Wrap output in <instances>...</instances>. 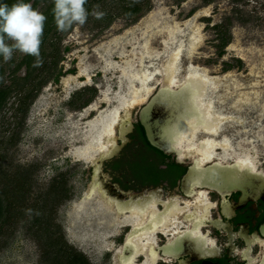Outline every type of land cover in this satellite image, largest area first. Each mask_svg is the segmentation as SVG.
<instances>
[{
    "label": "rangeland",
    "instance_id": "374dc122",
    "mask_svg": "<svg viewBox=\"0 0 264 264\" xmlns=\"http://www.w3.org/2000/svg\"><path fill=\"white\" fill-rule=\"evenodd\" d=\"M33 4L31 0L8 18L0 17V27L14 24L5 31L7 40H0L4 72L0 90H11L0 110V195L11 209L26 214L15 217V226L0 222V264H67L63 253L67 248L87 264H120L122 229L108 236V231L96 232L86 222L105 201L99 194L87 199L90 184L85 169L91 161L80 151H85L98 115L117 107L123 95V71H138L151 63L161 67L181 40L189 50L181 77L191 63L219 78L221 103L240 118L230 124L234 135L251 137H242L238 145L253 151L264 172V0H90L87 8L72 11L60 22L45 49H37L31 80L34 85L47 83L26 102L31 88L24 84L28 68L15 74L13 70L32 43L25 30L36 36L41 29L38 18L48 2L30 11ZM131 6L142 10L129 17L126 9ZM191 37L198 39L193 45ZM14 45L16 49L10 48ZM71 69H76L74 75L55 83V77ZM37 89L33 88L34 94ZM192 93L188 88L164 95V102L177 112L178 124L184 117L199 115ZM93 94L96 110L84 113L87 106L82 104ZM70 96L72 106L66 102ZM230 100L234 102L229 104ZM246 123L248 133L241 130ZM82 203L86 206L78 211ZM36 218L41 223L30 221ZM78 222L81 229L74 224Z\"/></svg>",
    "mask_w": 264,
    "mask_h": 264
},
{
    "label": "flooded vegetation",
    "instance_id": "af4514ba",
    "mask_svg": "<svg viewBox=\"0 0 264 264\" xmlns=\"http://www.w3.org/2000/svg\"><path fill=\"white\" fill-rule=\"evenodd\" d=\"M3 27H0V30ZM3 37L6 35H0V40L6 41L7 37L6 40L2 39ZM75 72L76 69H71L67 74L62 73L55 83L61 84L62 78L68 74L74 75ZM125 76L128 79V75ZM125 76L126 86L123 84L122 87L126 88L122 89L123 94L131 88L126 84ZM26 77L24 78L25 85ZM87 87L92 89L89 85ZM127 87L129 88L127 89ZM132 88L134 89V87ZM73 95L74 99L78 96L76 93ZM94 96L95 94L83 102L82 107L87 106L84 113L95 112L94 99H92ZM79 99L82 100L81 97ZM66 102L69 106L74 105L73 96H70ZM144 105L139 107L137 115L133 114V110L140 105L131 108L128 114L123 113V117L118 120L113 130L105 135L104 143L107 148L102 153H97V156H100V154L107 153L116 147H121L116 156L102 164L103 178L105 183L112 188V192H109V195L99 194V199L105 201V207L108 202L117 204L119 200L120 205L127 208L125 213L120 212V215L113 210V217L110 221L112 225L120 221L122 229L120 230V264H126L125 262L134 254L130 248L131 239L140 234H146L149 230H145V228L150 229L153 225L150 220L140 227L123 224L124 219L132 214L129 208L152 203L157 207V217H160V220L173 207L179 208L180 211L181 208L186 210L183 214L179 212L178 224L181 225L180 228L172 227L173 229L170 230L165 229L167 231L159 230L155 236V243L149 245L150 251L147 254H139L135 264H148V261L149 264H264V235L261 233V227L264 224V194L260 198L250 199L243 203V193L240 191L221 194L208 187H200L198 182L190 186L187 194L184 193L182 190L183 180L191 168L202 166L197 159L201 156L199 153H195L194 149L179 148L176 144L174 150L169 154L152 147L148 141L146 130L140 123L139 115ZM233 130L234 128L229 125L220 136L214 137V139L220 141L221 136L234 137L232 147L228 150L229 153L233 152L234 154L236 151H240L239 140L242 137L247 139L251 137H246L245 133L234 135ZM241 130L248 133L247 123ZM205 137H198L202 141L196 140L194 148L199 149L198 144L201 145L204 141L200 138ZM257 139L260 141L259 138ZM183 149L184 152L180 151ZM242 150L249 151L250 156L253 155V151L249 148ZM216 152L217 154L223 153L224 147H216ZM237 160L236 158H232L230 161L221 160L216 156L203 166L214 163L229 167L231 165L239 166ZM256 163L258 168L255 171L252 169L253 171L250 172L264 174L259 170L258 160ZM242 170L245 171L244 168ZM85 173L89 177L88 184L91 185L94 179L93 161L89 162ZM200 192L207 194L206 202L209 209L198 207L195 200ZM189 202L192 205L190 209H187ZM200 205L202 206V204ZM97 224H95L96 227H98ZM134 231L133 237H129ZM125 245L128 246L126 252L124 251ZM178 251L180 255L177 257Z\"/></svg>",
    "mask_w": 264,
    "mask_h": 264
},
{
    "label": "bare ground",
    "instance_id": "6f19581e",
    "mask_svg": "<svg viewBox=\"0 0 264 264\" xmlns=\"http://www.w3.org/2000/svg\"><path fill=\"white\" fill-rule=\"evenodd\" d=\"M174 30L172 34H175ZM191 45L196 43L194 38H189ZM179 41V39H177ZM148 45L144 46V50H147ZM191 52V50H190ZM186 54L189 55L188 43L183 41L178 42V48L172 49V52L168 59H166L161 67H156L152 63L148 65H143L140 70H132L129 73L124 71V76L128 75V79L126 77L127 85L130 88L125 94L120 96V101H118L117 107L108 111H102L100 115H98L97 119L90 126V133L88 140L86 141V149L85 151L82 149L80 154L86 156L88 160H93L97 154L102 153L107 145L104 143L105 135L108 132L113 130L115 124L120 120L124 114H128L131 108H134L136 105H142L150 95L156 90L157 85L159 83L164 87H182V91L188 90V88L192 89L193 97H195V101H192V105L199 115L191 116L189 119H185L182 122L181 128L177 129L176 133V145L179 148L183 147L189 150L194 149L195 153H199L201 157H198V161L200 165H204L206 162L211 161L216 156L221 158V160H232V158L238 159L239 166L241 169H245L246 171H255L258 168L256 160L254 157L250 156L249 151L245 152L240 146V151H236L229 153L228 150L232 147L234 137L229 136H221V140L217 141L214 137L220 136L222 132H224L232 122L239 121V117L235 116L231 111L228 112V105L221 103V89L220 84L218 83L217 77H210L207 74V70L202 67H198L188 63L185 69L186 75L181 77L184 70L185 63L183 62ZM131 68V67H130ZM160 71V72H159ZM162 71V73H161ZM156 76L160 79L157 81ZM125 78L123 77L122 83H124ZM167 84V86L165 85ZM126 86V85H125ZM127 87V89L129 88ZM134 87V89L132 88ZM124 89L126 87H123ZM234 101L230 100L229 104ZM236 103V102H235ZM124 113V114H123ZM245 124L243 125V127ZM203 130L200 131V129ZM176 130V129H175ZM186 130V131H184ZM206 136L204 141L201 143L199 149L194 147L198 137ZM249 137V136H247ZM259 138V136H258ZM221 146L224 147V152L221 154H217L216 147ZM237 149V146L235 147ZM184 152L183 150H180ZM221 156V157H220ZM222 165V164H221ZM201 166V167H202ZM253 169V170H252ZM207 194L204 192H200L198 197L196 198V202L198 207L201 209L208 208L206 202ZM92 199V197L87 198ZM202 204V206L200 205ZM191 203H188L187 209H190ZM205 205V206H204ZM81 206L85 207V203H82ZM80 207V206H79ZM108 207L111 209L112 213H109ZM127 208L125 206H121L119 204H113L112 202H108V205L105 207H98L95 209L94 213L89 214L94 215L93 218H89L87 223L88 225L95 228L96 232H100L101 230L108 231V236H112L113 234H117L120 229V221L119 223L111 224L110 221L113 217V210L115 213L120 215V212L125 213ZM132 214L127 216L122 222L125 225L132 224L135 227H140V225L146 223V221L150 220L153 225L152 228L146 229L149 230L146 234H140L139 236L131 239V250H133L134 254L126 264H135L139 254L148 253L149 245L151 243H155L156 233L159 230L167 231L165 229H175L176 227L180 228L178 216L180 213H184L186 209L173 207L166 213L164 217H157V207L152 204H147L145 206H133L131 208ZM120 211V212H118ZM180 212V213H179ZM202 215V214H197ZM91 221V222H90ZM95 221H97L95 223ZM80 229L82 224L78 222L74 223ZM173 227V228H172ZM264 243V242H263ZM153 249V248H152ZM120 253V250H119ZM264 260V259H263ZM264 263V262H263ZM147 264V263H146ZM149 264V261H148Z\"/></svg>",
    "mask_w": 264,
    "mask_h": 264
},
{
    "label": "water",
    "instance_id": "95a60500",
    "mask_svg": "<svg viewBox=\"0 0 264 264\" xmlns=\"http://www.w3.org/2000/svg\"><path fill=\"white\" fill-rule=\"evenodd\" d=\"M167 86V85H166ZM182 92V87H159L155 90L150 97L143 103L145 104L140 112V123L145 128L147 138L150 145L165 154H169L174 150L177 135L176 131L179 126L183 125L182 122L178 124L177 112L164 102V95L167 93L178 94ZM156 120V121H155ZM178 124V125H177ZM172 127V130L170 129ZM168 127V128H167ZM163 129H166L165 132ZM176 129V130H175ZM172 131V132H171ZM121 147H116L113 150L100 154L93 159L94 163V179L90 185V190L87 198L93 197L97 194L109 195L112 192L103 178L102 164L104 161L109 160L116 156ZM198 182L200 187H208L216 190L221 194H227L234 191L243 193L242 202L250 199L260 198L264 194V174H255L249 170H242L237 165L222 166L218 163L209 166L193 167L185 176L182 183V190L187 194L190 186ZM118 197V196H117ZM120 205V201H117ZM85 207H78V211H82ZM120 212V211H118ZM261 233L264 235V224L261 227ZM131 233L129 237H133ZM128 246L125 245L124 251H127ZM181 252V250H180ZM180 252L176 254L180 255ZM174 255V254H172ZM120 261V253L118 254Z\"/></svg>",
    "mask_w": 264,
    "mask_h": 264
},
{
    "label": "trees",
    "instance_id": "16d2710c",
    "mask_svg": "<svg viewBox=\"0 0 264 264\" xmlns=\"http://www.w3.org/2000/svg\"><path fill=\"white\" fill-rule=\"evenodd\" d=\"M31 0H1L0 1V17L3 19L8 18V16L13 15L15 12L21 10L23 7L26 6ZM93 1V0H92ZM98 2L99 0H95V2ZM43 2H48L47 8L45 9V12H42L38 18V24L40 25L41 29L40 31L34 36L33 31L31 30H25L26 34H31V40L32 43H30V48L28 49V53L26 57L16 66V68L13 70V74L17 73L23 65H26L28 67V75L26 77V85L31 87L30 89L27 88L26 93V102L33 99L37 93L41 90L42 86L47 83L46 80L41 81L40 83L34 85L31 78H32V67L33 62L35 61V55H37V49H40L41 47L45 49V44L48 41V37L51 33H57L58 32V26L60 25V22H62L65 18L68 17V15L76 10V9H85L89 5L90 0H34V4L30 11H33L36 6L40 5ZM141 8L139 6L130 8L128 7L126 9L127 15L130 17L132 15H137L141 12ZM46 19V20H45ZM15 24H22L21 22L15 23ZM11 26H14L12 24ZM10 25L4 26L0 30V35L5 36L6 33L5 30L8 28H11ZM63 30H65L66 27H62ZM61 28V29H62ZM2 39L6 40V37H3ZM10 48L16 49V46H10ZM3 54L0 53V57ZM51 56L55 58V55L51 53ZM54 62V61H53ZM55 63V62H54ZM4 72L0 70V75ZM60 75L55 77V80L58 81ZM24 85V84H23ZM33 86V87H32ZM33 88H38L35 92L33 91ZM11 90H0V110L4 107V104L10 94ZM12 204L7 200V198H2L0 195V222L4 225H8L12 223L11 225H14V219L16 216L21 215L23 218L25 217L24 211L22 212H16L15 210L11 209ZM33 222V224H39L41 223L40 218H36L34 220H30ZM1 224V225H2ZM2 227H0L1 229ZM53 244V243H52ZM70 250V249H69ZM68 250V248L63 252L64 253V259L66 260L67 264H87V261L79 254H75L74 250L71 252ZM74 253V254H73Z\"/></svg>",
    "mask_w": 264,
    "mask_h": 264
}]
</instances>
